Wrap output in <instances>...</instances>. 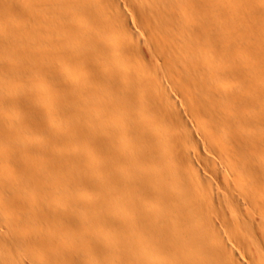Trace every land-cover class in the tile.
<instances>
[{
  "label": "bare ground",
  "instance_id": "6f19581e",
  "mask_svg": "<svg viewBox=\"0 0 264 264\" xmlns=\"http://www.w3.org/2000/svg\"><path fill=\"white\" fill-rule=\"evenodd\" d=\"M0 264H264V0H0Z\"/></svg>",
  "mask_w": 264,
  "mask_h": 264
}]
</instances>
